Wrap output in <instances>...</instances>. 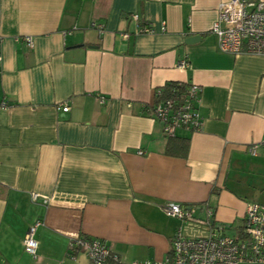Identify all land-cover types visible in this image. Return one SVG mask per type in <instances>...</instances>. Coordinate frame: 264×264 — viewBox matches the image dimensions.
Instances as JSON below:
<instances>
[{
  "label": "crops",
  "instance_id": "0c3cea01",
  "mask_svg": "<svg viewBox=\"0 0 264 264\" xmlns=\"http://www.w3.org/2000/svg\"><path fill=\"white\" fill-rule=\"evenodd\" d=\"M226 1L0 0V264H91L69 253L80 235L124 263L163 261L179 227L209 231L165 215L166 201L198 220L209 209L241 237L246 203L264 204V56L217 49L210 30ZM168 82L201 88V129L175 137L184 156L165 152L145 108ZM36 221L33 258L22 240Z\"/></svg>",
  "mask_w": 264,
  "mask_h": 264
},
{
  "label": "built area",
  "instance_id": "2783aa9c",
  "mask_svg": "<svg viewBox=\"0 0 264 264\" xmlns=\"http://www.w3.org/2000/svg\"><path fill=\"white\" fill-rule=\"evenodd\" d=\"M137 19L136 14H132ZM99 32L102 25L92 23ZM148 25L138 27V33H153ZM211 33L216 37V46L221 53L239 55L250 54L264 56V1L228 0L219 4L217 17L211 25ZM125 36H127L125 34ZM25 45L33 47L31 36H24ZM180 68L187 66L182 59L177 64ZM167 87V88H166ZM165 89H167L165 91ZM201 88L194 83H182L162 86L154 91V100L147 107L153 119L162 124V133L166 138H175L179 131L195 132L202 127V118L198 111ZM100 103L104 99L99 98ZM64 103L56 109L62 112L68 110ZM252 146L251 152L255 153ZM137 154L144 151L137 149ZM46 198L37 193L31 194L33 201ZM168 217L182 222L203 224L208 227L206 235L188 236L179 227L171 239V248L163 261H132L124 263L111 252L110 247L100 239L87 238L83 235L69 241L68 250L71 256L83 252L91 264H241L264 262V204L250 200L246 203L242 216V235L234 238L221 233V226H215L210 221L211 210L205 220L194 218L193 209L174 201H166L161 207ZM40 221L30 225L23 237L24 251L37 258L38 242L35 231Z\"/></svg>",
  "mask_w": 264,
  "mask_h": 264
},
{
  "label": "trees",
  "instance_id": "16d2710c",
  "mask_svg": "<svg viewBox=\"0 0 264 264\" xmlns=\"http://www.w3.org/2000/svg\"><path fill=\"white\" fill-rule=\"evenodd\" d=\"M177 82H168L164 85L168 86L169 84H176ZM167 88V87H166ZM167 89H165L166 91ZM187 151V142L185 139H181V138H169L167 143H166V147H165V152L172 154V155H179V156H184L186 154Z\"/></svg>",
  "mask_w": 264,
  "mask_h": 264
},
{
  "label": "water",
  "instance_id": "95a60500",
  "mask_svg": "<svg viewBox=\"0 0 264 264\" xmlns=\"http://www.w3.org/2000/svg\"><path fill=\"white\" fill-rule=\"evenodd\" d=\"M196 37H198V36H189L188 38H186V42H192V41H194V39L196 38Z\"/></svg>",
  "mask_w": 264,
  "mask_h": 264
}]
</instances>
